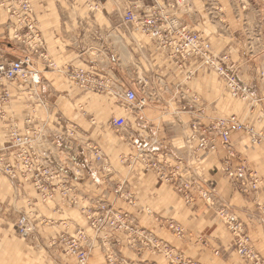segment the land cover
Masks as SVG:
<instances>
[{
  "label": "crops",
  "instance_id": "0c3cea01",
  "mask_svg": "<svg viewBox=\"0 0 264 264\" xmlns=\"http://www.w3.org/2000/svg\"><path fill=\"white\" fill-rule=\"evenodd\" d=\"M29 1L34 27L29 57L41 84L27 86L28 90L22 91L24 97L14 102L15 128L20 133L34 130L35 144L47 147L40 151L49 149L55 157L65 155V163L60 160L54 164L77 185V191L81 184L90 182L110 204L129 210L130 225L155 241L150 249L140 248L143 261H159L164 242L173 253L190 258L192 264H249L237 254L234 236L219 217L220 210L236 214L254 255L264 259V216L257 207L264 201V142H251V137L264 132V21L259 23L238 3L229 7L230 0H142L143 15L172 18L173 27H163L166 38L185 27L208 40L220 55H227L226 67L242 88L245 98L241 99L231 95L217 71L197 60L179 64L170 45L150 39L134 24L124 22V9L134 0ZM71 67H92L96 76H125V80L135 76L145 83V106L126 110V127L117 130L105 121L77 124L83 130L78 134L81 142L96 136L107 146L103 155L111 162L108 171L96 169L87 148L78 146V153L73 152L66 145L69 138L53 134L49 127L47 112L58 98L63 101L71 97L63 78ZM97 99L98 95L80 93L76 102L80 111L86 112L90 105L99 104ZM43 110H48L46 116ZM229 115L237 116L253 133H233L231 151L218 145L214 153H194V144L188 139L190 125L198 122L208 126L214 118ZM134 140L154 144L156 152L145 157L166 161L168 165L161 169L164 174L169 173L168 166L180 160L181 178L165 182L153 169H144L135 158ZM121 151L125 153L120 155ZM239 163L259 177L258 189L252 190L247 183L235 187L228 181L223 168ZM185 179L194 182L190 203L175 191V184ZM121 181L123 192L133 198L132 204L113 194ZM210 189L211 201L200 197V190ZM2 206L0 253L5 247ZM168 224L179 226L181 236H176L174 228L167 229ZM130 236L121 234L119 243L113 245L121 256L136 255ZM99 249L94 245L93 257H99Z\"/></svg>",
  "mask_w": 264,
  "mask_h": 264
},
{
  "label": "rangeland",
  "instance_id": "374dc122",
  "mask_svg": "<svg viewBox=\"0 0 264 264\" xmlns=\"http://www.w3.org/2000/svg\"><path fill=\"white\" fill-rule=\"evenodd\" d=\"M237 3L240 8L243 6L246 11L252 12L259 23L261 20L264 21V0H230L228 6L231 7ZM129 6H133L136 16H146L143 15L145 2L142 0L128 2L124 11ZM30 7L29 0H0V59L15 60L29 57V49L32 47L34 37L32 31L28 29ZM157 18L158 25L173 27V20L169 15H157ZM173 37L176 38V32L170 33L169 38ZM213 56L215 63H220L227 69V55H220L213 47ZM219 75L223 76L220 73ZM37 77L39 80L36 84L22 83L21 80L11 82L8 85V101L2 102L0 139L4 142L2 144L0 140V201H4V204L2 206L1 202L0 208L2 206L1 212L4 214L5 247L3 253H0V264H192L190 258L173 253L172 247L164 242L161 244L162 250L159 251L162 256L159 261H143L140 258V248H151L155 241L146 240L144 238L146 234L141 229L130 225L129 210L110 204L109 198L101 194L103 192L96 191L97 188L92 183L81 184V188L77 191V185L67 176H61L52 170V164L55 162L62 160L65 163L64 154V156L55 157L49 149L46 152L44 149L40 151L39 148L47 147L36 143L33 150L36 159L20 160L15 157L16 146L12 140V132L15 129L13 105L19 98L24 97L22 91L26 92L27 86L41 84V77ZM95 77L98 78L101 88L98 92L85 91L69 76H63L71 97L63 101L58 98L52 111L47 112L46 110V112L51 121L49 127L53 134L57 136L65 134L69 138L66 145L73 152L78 153V146L87 148L93 154V164L96 169L108 171L107 169L112 167L111 162L103 155L104 152H108L107 146L102 144L96 136H90L81 142L78 134L83 130L79 129L77 124L97 121H105L109 124L114 117L125 118L126 110L131 108L124 98L125 91L134 90L138 99L145 98V83L135 76L127 80L124 79L125 76ZM80 93L98 95L99 99L96 101L99 104L94 107L90 105L91 107L87 108L86 112L80 111L78 102H76ZM39 99L42 98L39 97ZM64 101L68 103V109ZM46 112L43 110V116L47 115ZM257 136L260 139L257 143H263L264 132L259 131ZM52 146L54 149L57 148L56 144ZM229 150L231 151V144ZM124 153L125 151H121L120 155ZM44 154L45 156L41 157ZM95 154L100 155V160L95 159ZM118 164L123 167L120 160ZM53 168L61 169L55 164ZM226 178L235 187L247 183L252 190L258 189L260 182L257 175L248 176L244 182H239L240 180L237 179L232 180L227 176ZM255 180L258 184L252 188L251 184ZM93 181L95 182L94 179ZM123 182L118 183L115 188H124ZM113 194L120 200H126V192L123 190L121 193L113 191ZM211 194L208 201L212 200L213 192ZM64 204H69L70 207H65ZM78 204L81 206L77 207ZM257 207L264 216V201L259 202ZM218 215L226 223L230 234L234 236V246L239 257L249 264H264V259L257 254L254 255L250 248L243 224L240 226L228 224L227 219L230 216L238 219L236 214L220 210ZM174 226L168 224L166 228L171 231L174 228L176 236L180 237L182 229L177 225ZM121 234H131L130 239L131 243H134L135 256H121L114 249L113 245L119 243L118 238ZM94 245L100 248L99 257L92 256ZM78 251L86 253L84 261L75 255ZM148 252L152 255L151 251Z\"/></svg>",
  "mask_w": 264,
  "mask_h": 264
},
{
  "label": "built area",
  "instance_id": "2783aa9c",
  "mask_svg": "<svg viewBox=\"0 0 264 264\" xmlns=\"http://www.w3.org/2000/svg\"><path fill=\"white\" fill-rule=\"evenodd\" d=\"M30 22L28 29L32 31L33 27V14L32 8L29 9ZM122 19L126 23H132L139 30L144 33L148 38L154 39L156 41H164L167 45H170L173 49V56L177 59L179 64H183L187 60H197L201 62L204 66L208 68L215 69L218 73L223 75L226 86L231 92V95L234 97H239L244 99L243 91L240 85H238L235 76L229 72L223 65L220 63H215L213 56V49L211 43L202 38L197 32L181 28L176 32V38H166L167 34L164 32V28L161 25H158V18L155 16H144L138 17L133 12V6H129L122 16ZM165 44V43H164ZM67 76L75 82L76 85L83 88L85 91L94 90L98 92L101 90L98 78L95 76V72L92 67L83 68V67H71L67 72ZM16 80H21L22 83H38L39 78L36 75V72L32 66L31 60L29 57L19 58L15 60H2L0 59V114L3 112L2 102L8 101L7 97L9 96V87L8 85L11 82ZM124 98L126 102L131 105L130 110L139 109L145 106V98H137L136 92L134 90H126L124 93ZM264 100V96L262 97ZM109 124L119 130L126 127V119L123 117H114L109 121ZM15 128V126H14ZM237 131H244L248 134H252V129L247 128V126L235 115L222 116L214 118L208 126L200 125L198 122H194L190 125V135L189 140L193 142V152H206L212 153L215 151L217 144L222 146L227 152L229 151L230 146V136L232 133ZM35 131H29L27 133H20L16 128L12 132V140L16 146L15 157L20 160H33L36 159L34 150L35 145ZM257 138L251 137V142L258 144L260 139L257 134ZM133 145L136 149V159H140L143 164L144 169H153L156 171V174L160 180L165 182H173L174 177L181 178L180 174L183 172L182 162L178 160L174 165L170 167L168 174L162 172V166L164 164L168 165L166 161L158 162L156 159L147 160L145 156L156 152V147L154 144H148L138 140L133 141ZM156 158V156L154 155ZM51 159V158H50ZM95 159L100 160V155L95 154ZM59 175L66 176L64 172L60 169L53 168ZM165 168V166H164ZM224 174L230 179L240 180L239 182H244L249 176H254V173L246 171V166L244 163H239L234 167L226 166L223 168ZM193 180H182L175 184V191L183 198L184 202L190 203L193 201L191 194L193 188ZM258 184V181H254L251 185L252 188H255ZM123 188H115V193H121ZM212 189L210 191L200 190V197L205 200H210ZM126 201L130 204L133 203V198L126 192ZM228 224L231 225H241L242 223L239 219L230 216L228 219ZM144 238L148 240L147 234L144 235ZM74 253V252H73ZM77 257L83 259L86 258V253L84 251H78Z\"/></svg>",
  "mask_w": 264,
  "mask_h": 264
},
{
  "label": "bare ground",
  "instance_id": "6f19581e",
  "mask_svg": "<svg viewBox=\"0 0 264 264\" xmlns=\"http://www.w3.org/2000/svg\"><path fill=\"white\" fill-rule=\"evenodd\" d=\"M213 70H215V69H213ZM216 71V70H215Z\"/></svg>",
  "mask_w": 264,
  "mask_h": 264
}]
</instances>
